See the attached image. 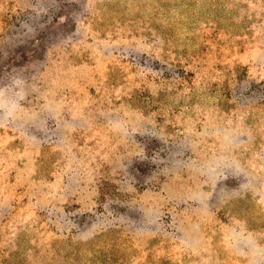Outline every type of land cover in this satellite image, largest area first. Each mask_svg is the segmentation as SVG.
Masks as SVG:
<instances>
[{
  "label": "rangeland",
  "instance_id": "374dc122",
  "mask_svg": "<svg viewBox=\"0 0 264 264\" xmlns=\"http://www.w3.org/2000/svg\"><path fill=\"white\" fill-rule=\"evenodd\" d=\"M0 264H264V0H0Z\"/></svg>",
  "mask_w": 264,
  "mask_h": 264
}]
</instances>
